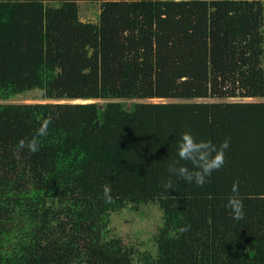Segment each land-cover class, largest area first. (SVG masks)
<instances>
[{
	"label": "trees",
	"instance_id": "trees-1",
	"mask_svg": "<svg viewBox=\"0 0 264 264\" xmlns=\"http://www.w3.org/2000/svg\"><path fill=\"white\" fill-rule=\"evenodd\" d=\"M81 3L101 4L97 22ZM36 90L45 102L7 103ZM257 99L264 0H0V264H264ZM49 116L40 150L17 153ZM185 131L231 141L203 187L167 171ZM149 204L153 246L111 234L113 215Z\"/></svg>",
	"mask_w": 264,
	"mask_h": 264
},
{
	"label": "clouds",
	"instance_id": "clouds-1",
	"mask_svg": "<svg viewBox=\"0 0 264 264\" xmlns=\"http://www.w3.org/2000/svg\"><path fill=\"white\" fill-rule=\"evenodd\" d=\"M53 122V117L49 116L42 121L37 129L36 135L31 139H21L17 145V153L27 150L29 154L37 153L41 137L48 135L49 125ZM230 138H226L219 146L211 140H200L191 131L181 134L177 145V159L168 162L167 171L170 176L177 177L180 181L189 184H196L203 187L211 177L212 173L219 171L225 164V153L230 147ZM185 162V163H181ZM163 187L168 190L172 188L171 180L167 181ZM233 195L229 197L228 208L231 210L234 220L244 218V205L239 197V181H234L232 186ZM103 194L106 201L112 199L111 188L104 185ZM188 227L181 228V232L188 231Z\"/></svg>",
	"mask_w": 264,
	"mask_h": 264
},
{
	"label": "rangeland",
	"instance_id": "rangeland-1",
	"mask_svg": "<svg viewBox=\"0 0 264 264\" xmlns=\"http://www.w3.org/2000/svg\"><path fill=\"white\" fill-rule=\"evenodd\" d=\"M100 6V3H81V19L83 21L97 22V19L99 18L98 13L101 11ZM242 101L252 100L250 99ZM255 101H264V99H257ZM38 102L45 101L42 100V92L36 90L20 95L15 99L8 101L7 103L34 104ZM73 102L86 103L88 101L79 100ZM162 102L168 101L163 100ZM160 224L161 212L158 206L149 204L141 205L138 208H133L131 205L129 208L124 209L119 214L112 216L110 232L112 235L122 238L125 245H131L144 249L143 245H145V247L147 245L148 248L154 245V239Z\"/></svg>",
	"mask_w": 264,
	"mask_h": 264
}]
</instances>
